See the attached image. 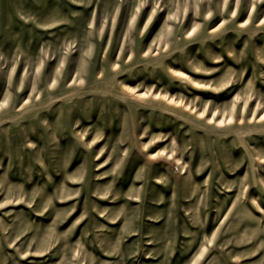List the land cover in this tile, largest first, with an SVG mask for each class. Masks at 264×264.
I'll use <instances>...</instances> for the list:
<instances>
[{"label": "rangeland", "instance_id": "374dc122", "mask_svg": "<svg viewBox=\"0 0 264 264\" xmlns=\"http://www.w3.org/2000/svg\"><path fill=\"white\" fill-rule=\"evenodd\" d=\"M264 0H0V264H264Z\"/></svg>", "mask_w": 264, "mask_h": 264}, {"label": "bare ground", "instance_id": "6f19581e", "mask_svg": "<svg viewBox=\"0 0 264 264\" xmlns=\"http://www.w3.org/2000/svg\"><path fill=\"white\" fill-rule=\"evenodd\" d=\"M264 112V111H263Z\"/></svg>", "mask_w": 264, "mask_h": 264}]
</instances>
